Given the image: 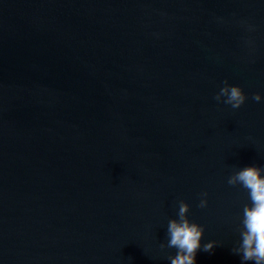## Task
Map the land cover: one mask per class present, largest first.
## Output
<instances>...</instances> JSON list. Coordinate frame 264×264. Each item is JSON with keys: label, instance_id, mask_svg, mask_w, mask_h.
Masks as SVG:
<instances>
[{"label": "water", "instance_id": "95a60500", "mask_svg": "<svg viewBox=\"0 0 264 264\" xmlns=\"http://www.w3.org/2000/svg\"><path fill=\"white\" fill-rule=\"evenodd\" d=\"M250 165L264 0H0V264H170L180 200L196 264H241L249 196L227 179Z\"/></svg>", "mask_w": 264, "mask_h": 264}, {"label": "clouds", "instance_id": "9594fccd", "mask_svg": "<svg viewBox=\"0 0 264 264\" xmlns=\"http://www.w3.org/2000/svg\"><path fill=\"white\" fill-rule=\"evenodd\" d=\"M217 102L230 105L238 109L247 99L246 94L239 85L229 84L227 80L215 94ZM252 99L261 102L259 92L252 95ZM227 183L230 186L239 185L248 192L249 202L242 209L240 220V239L232 248L233 253L240 255L241 264L251 261L253 264H264V166L250 165L239 168L231 174ZM199 207L207 205V192H202ZM189 204L179 201L176 218L167 224V244H160L161 249L175 248V255H170V264H196V253L201 248V238L204 227L188 218ZM217 244L210 240L203 245L205 251L212 250Z\"/></svg>", "mask_w": 264, "mask_h": 264}]
</instances>
